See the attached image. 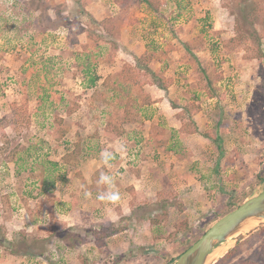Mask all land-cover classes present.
<instances>
[{"label":"rangeland","instance_id":"rangeland-1","mask_svg":"<svg viewBox=\"0 0 264 264\" xmlns=\"http://www.w3.org/2000/svg\"><path fill=\"white\" fill-rule=\"evenodd\" d=\"M252 1L264 8V0H151L154 6L144 5V9L135 7L139 0H120L125 13L97 20L85 8L90 0H0V264H175L173 260L224 216L231 204L264 191V59L259 58L264 54V14L247 16L256 8ZM130 20V33L156 48L149 52L183 50V55H161L160 63L185 61L184 70H179L182 64L180 68L157 64L158 71L151 72L147 80L158 83L165 74L173 84L177 80L180 88L170 95L172 99L180 93L184 101L194 99L193 84L202 69L182 47L185 44L174 40L175 34L205 35L199 46L206 52L204 64L210 62L209 72L220 81L214 104L200 95L205 109L201 121L206 124L204 131L215 140L217 152L203 153L198 138L188 135L177 140V150L190 166L205 155L202 165L208 162L209 168L222 151L220 160L227 172L214 178L216 193L200 184L206 191L203 210L195 209L191 200L183 201L175 190L158 202L147 200L144 207L136 201L140 218L159 224L151 233H139L134 241L126 242L130 246L118 253L111 249L116 240L104 237L112 234L108 227L73 231L64 222L53 220L51 228L27 231L23 205L36 210L44 202L51 204L47 193L49 198L37 203L31 200L39 198L43 177H48L44 188L53 193L56 187L50 184L58 177V168L52 159L72 142L69 137L53 142L51 132L66 121L73 130L78 125L90 126L87 134L94 143L92 148L104 138L107 119L100 115L96 99L110 90L92 92L88 87L86 91L83 79L88 78L89 85L91 79L80 67L89 64L97 75L105 73V66L113 61L118 62L117 39L125 29L124 22ZM133 79L142 81L141 74H134ZM218 122L224 133L220 132L222 142H217ZM142 155L139 152L135 160L132 152L126 156V170L136 167ZM164 164L174 165V158L159 159L157 165ZM26 201H30L28 205ZM249 231L240 242L234 236L221 244L209 264H264V226L252 234ZM38 252L43 255H36Z\"/></svg>","mask_w":264,"mask_h":264},{"label":"crops","instance_id":"crops-1","mask_svg":"<svg viewBox=\"0 0 264 264\" xmlns=\"http://www.w3.org/2000/svg\"><path fill=\"white\" fill-rule=\"evenodd\" d=\"M110 1L90 0V3H85V8L97 20H101V17L118 16L119 12L125 13L123 3H120V0ZM144 5L150 7L146 3H137L135 7L144 9ZM136 8L133 16H136ZM131 22V20L124 22L125 29L117 39L118 49L115 50L119 55V58H115L118 62L113 63V61L110 65L105 66L106 74L102 73V75L100 72L95 75L92 71L96 69H92L89 64L80 67L84 76L88 75L90 79H96L95 83L91 82V85H89L88 78L85 81L83 76L82 86L86 88V91L90 90L89 88L94 89L92 92L110 90L107 94H102L96 99V102L99 103L100 115L102 117L106 116L107 119V125L105 124V128L102 129L104 138L102 137V142H97L98 144L92 148L91 146L94 143H91L92 139H89L90 137L87 134L90 126L89 129H86L82 125H76L77 129L73 130L65 125L66 121L51 132L50 137L53 142H56L58 137L59 139L69 137L72 142L65 146L64 152L60 153L58 151L59 153L57 152L56 157L54 156V159H52L53 166L57 165L55 167L58 168V177L54 178L50 184L52 187H56L53 193L47 192L44 188L48 184V177H43L39 198L31 200V202L36 201L37 203L41 198H49V195L52 200L49 201L51 204L44 202L36 210L26 207L25 204L23 205L27 209V231L46 226L51 228L53 220L54 222H64L65 226L73 231L77 228L83 232H90L89 230L96 229L98 226L108 227L112 228V234L104 237L108 240H116L117 244H114V247L111 246V249L113 248L118 253L121 248L130 246L131 243L127 246L126 242L134 241L139 233H151L159 224L154 219L140 218L141 216L136 213L134 206L136 201L141 202L143 204L141 207H144L147 200L158 202L168 192L176 191L183 201L191 200L195 203L193 205L195 209L203 210L206 205V199L203 195L205 186L201 187L200 184L213 188L212 192L216 193L215 181L217 182V180L214 178L227 172L223 169L220 160L223 158L222 151L219 155L220 159L216 161L214 166L209 168L208 162L202 165L203 160L206 158L205 155L198 158L199 163L195 161L190 166L188 159L186 160L177 150L180 145L177 140L183 141L182 136L188 135L198 138L203 145V153L213 154L217 152L214 149L216 147L212 135L209 136L210 133L204 131L206 124L201 119L205 109L199 98L201 94H204L208 97L206 98L208 99L207 102H213L214 104L213 100L218 97H210L201 89L199 75L195 78L193 84L195 86L193 87L195 90L193 91L194 99L190 98L188 102L181 99V93L176 95L174 99L170 97L172 93L178 91L180 84L175 79L173 84L170 76L166 77V74L164 75L165 79L163 78L158 83L150 84L149 81L147 82L153 75L150 73L158 71L157 64L161 66L169 63L177 68H180L179 65L182 64L179 70H184L185 61L180 62L174 59L166 61L163 59L164 61L160 63L161 55L166 57L172 54L183 55V50L181 48L175 49L172 53L170 52L171 49H166L168 53L159 51L154 62L145 65L143 63L144 57L150 53L151 48L152 50L156 48H153L150 44L147 46L146 42L140 40V36L137 37V34L132 35L130 33L129 28H132L133 24ZM175 35L177 37L174 40L182 41L185 44L182 45L185 50L187 43L192 44V51L199 59L200 66L203 69L210 68V62L204 64L206 61L205 49L199 48L202 41H204V34L198 33L197 35L185 36L182 33H177ZM113 40L117 41L116 39ZM186 52L188 53L187 50ZM79 56L82 57L83 54ZM139 73L142 81L133 79L134 74L139 75ZM131 87L134 88L133 91H131ZM154 88L157 90H154ZM189 103L197 107L192 120L188 119L184 110ZM211 108L207 107V110ZM72 114L70 113V116ZM190 124H192V127ZM218 125L219 129L216 130V133L220 139L218 138L217 142H222V134L224 133L221 129L222 125L219 122ZM121 144L126 146V151L123 153L116 152ZM134 148L143 153L142 160L136 167L126 170V156H129ZM105 149L116 153L115 160L112 162V169L105 168L100 162L99 154ZM167 157L168 159L174 158V165L166 166L164 164L165 167L157 165L159 159L164 160ZM15 166L19 168L21 165L16 162ZM63 168L65 169L64 172H62ZM101 171L110 172L115 178V187L122 195L121 201L115 205L101 203L95 198L97 192L102 190V186H98L96 183ZM18 178L16 176V179ZM85 190L92 193L90 198L84 197L83 192ZM15 196H18V193ZM28 202L30 201H26L27 205ZM170 207L171 210L175 209L174 206ZM23 210L20 209V211ZM187 212L186 210L183 213ZM34 213H36V216H33ZM34 218H38L37 221L33 220Z\"/></svg>","mask_w":264,"mask_h":264},{"label":"water","instance_id":"water-1","mask_svg":"<svg viewBox=\"0 0 264 264\" xmlns=\"http://www.w3.org/2000/svg\"><path fill=\"white\" fill-rule=\"evenodd\" d=\"M253 224V225H252ZM264 226V191L247 199L236 209L217 220L192 246L184 251L175 264H209L215 250L231 237L237 242Z\"/></svg>","mask_w":264,"mask_h":264},{"label":"trees","instance_id":"trees-1","mask_svg":"<svg viewBox=\"0 0 264 264\" xmlns=\"http://www.w3.org/2000/svg\"><path fill=\"white\" fill-rule=\"evenodd\" d=\"M249 1V0H248ZM139 2L140 3H146V4H148L150 7H153L154 6V4L151 2V0H139ZM252 7H256V8H254L253 10H252V13L253 14H250V13H248V15L247 16H250V15H253V16H255V18H257V17H261V16H263V14H264V8H263V5H262V3H257V2H253L252 1ZM258 4H260V6H259V8H257L258 7ZM258 9V10H257ZM242 11H244L245 13H246V10L243 8V10ZM247 16H245V17H247ZM262 22H264V21H262ZM250 25H254V23H250ZM259 40V39H258ZM259 45H260V47L259 48H262V43H261V41L259 40ZM186 50L188 51V53L191 55V57H192V59H196L198 62H199V64H200V61H199V59L196 57V55H194V53H193V51H192V44H190V43H187L186 44ZM158 55H157V51H154L153 53H148V54H146V56L144 57V62L143 63H145V65H147V63H152V62H154V60H155V58L157 57ZM259 58L260 59H264V54L263 55H261V56H259ZM199 76H200V78H201V81H200V84L202 85L201 86V89L202 90H204L205 91V93L208 95V96H210V97H214V96H217V93H216V87H217V84H218V82L220 81V79L218 78V77H215V78H213L212 77V74L209 72V70L207 69V68H202L201 69V72H200V74H199ZM95 81H96V79H94V78H92L91 79V82L92 83H95ZM191 103H189L187 106H185V108H184V110H185V112H186V116H188V119L189 120H192V117H193V115L196 113V111H197V107L196 106H192V105H190ZM220 125H221V123H219ZM219 126V125H218ZM55 166H57V165H55ZM246 199H249V197H247V198H245V200L243 201V202H241V203H239V204H237V205H234V204H231L230 205V207L228 208V210L225 212V214L224 215H226L227 213H229V212H231L232 210H234V209H236L237 207H239L241 204H243L245 201H246ZM223 217V216H222ZM197 241V240H196ZM196 241H194L192 244H190L187 248H186V250L190 247V246H192ZM38 245V244H37ZM38 246H36V248H37ZM185 250V251H186ZM34 255V254H33ZM36 255H39V256H42L43 255V252H38V254H36ZM177 259H175V260H173L174 262L176 261ZM250 264H257V263H253V262H250Z\"/></svg>","mask_w":264,"mask_h":264},{"label":"clouds","instance_id":"clouds-1","mask_svg":"<svg viewBox=\"0 0 264 264\" xmlns=\"http://www.w3.org/2000/svg\"><path fill=\"white\" fill-rule=\"evenodd\" d=\"M126 151V146L121 144L116 149V152L123 153ZM115 152L105 149L99 154L100 162L107 169H112L113 161L115 160ZM98 186H102V190L96 194V200L101 203L115 205L122 199V195L115 187V178L110 172L101 171L98 180L96 181ZM85 198H90L92 193L88 190L83 192Z\"/></svg>","mask_w":264,"mask_h":264},{"label":"built area","instance_id":"built-area-1","mask_svg":"<svg viewBox=\"0 0 264 264\" xmlns=\"http://www.w3.org/2000/svg\"><path fill=\"white\" fill-rule=\"evenodd\" d=\"M138 153H139V149H134L133 151H132V157H133V160H135L136 158H137V156H138Z\"/></svg>","mask_w":264,"mask_h":264},{"label":"bare ground","instance_id":"bare-ground-1","mask_svg":"<svg viewBox=\"0 0 264 264\" xmlns=\"http://www.w3.org/2000/svg\"><path fill=\"white\" fill-rule=\"evenodd\" d=\"M253 225V224H252Z\"/></svg>","mask_w":264,"mask_h":264}]
</instances>
